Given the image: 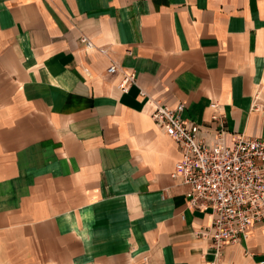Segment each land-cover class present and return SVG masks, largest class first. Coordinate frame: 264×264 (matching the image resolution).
Here are the masks:
<instances>
[{"label": "crops", "instance_id": "1", "mask_svg": "<svg viewBox=\"0 0 264 264\" xmlns=\"http://www.w3.org/2000/svg\"><path fill=\"white\" fill-rule=\"evenodd\" d=\"M149 98L264 136V0H0V264H264V225L198 237Z\"/></svg>", "mask_w": 264, "mask_h": 264}, {"label": "built area", "instance_id": "2", "mask_svg": "<svg viewBox=\"0 0 264 264\" xmlns=\"http://www.w3.org/2000/svg\"><path fill=\"white\" fill-rule=\"evenodd\" d=\"M87 49L93 43L82 37ZM102 52V50H101ZM107 73L120 76L118 89L128 93L137 83L133 72L112 64ZM145 96V92H141ZM151 117L178 146L181 159L175 165L172 179L188 188L189 206L210 212V226L200 230L198 237L208 240L218 256L226 246L249 240L256 225H264V136L259 138L233 134L232 143L224 124L213 133L211 143L201 137V127L182 118L185 104L169 107L149 98ZM218 109V104L211 105Z\"/></svg>", "mask_w": 264, "mask_h": 264}]
</instances>
